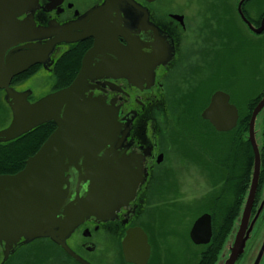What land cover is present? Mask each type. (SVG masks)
Instances as JSON below:
<instances>
[{"label":"flooded vegetation","instance_id":"1","mask_svg":"<svg viewBox=\"0 0 264 264\" xmlns=\"http://www.w3.org/2000/svg\"><path fill=\"white\" fill-rule=\"evenodd\" d=\"M9 1L0 0V42L8 37L11 10L19 24L17 40L32 38L41 47L53 44L49 63L35 64L22 74L34 69L47 71L55 92L69 86L85 63V95L101 97L112 107L113 118L121 130L116 142L118 145L119 139L122 140L119 152L137 157L135 166L144 170L147 177L134 200L121 207L114 219L102 221L91 217L83 221L66 239V247L50 238L25 244L22 237L10 246L2 241L0 264H169L167 243L152 240L151 228L145 219L152 193L163 192V188H158L163 180L159 168L168 163L166 154L172 139L168 118L172 108L176 111L174 120L181 121V125L198 117L207 128L204 131L228 136L220 139L215 149L204 148L203 153L196 151L194 156L179 160L196 167L200 181L209 186L208 192L197 193L196 201L203 204L204 212L200 215L207 213L212 217L210 242L195 244L191 240L193 246L183 251L180 264H247L257 245L260 253L264 245V108L258 113L254 128L260 158L258 183L244 224L256 157L251 144L253 161L247 182L249 127L241 128L240 135L234 134V129L217 131L209 120L202 118V112L199 116L189 112L187 104L192 92L204 85V79H211L210 75L203 77L204 71L212 70V53L218 40H222L214 28L219 12L224 21L236 23L245 34L249 32L247 39L252 43L263 46L256 48L259 59L250 66L254 90L247 95L246 102L259 95L261 99L264 97V10L256 12L250 7L255 0H16L11 8ZM26 44L30 42H20L13 48ZM67 67L75 74L64 85L67 78L60 80L59 72ZM13 80L11 86L23 91L20 87L26 80L21 83ZM173 86L180 94L182 90V94L173 91ZM218 90H211L209 102ZM0 93L5 96L4 90L0 89ZM32 97L33 94L29 100L34 102ZM238 112L240 119L239 109ZM180 136L182 140L184 134L180 132ZM75 173L71 172L72 189L77 184ZM216 184L219 193L214 190ZM234 185L235 188L231 187ZM233 195V209H237V214L226 237L220 235L222 243L215 254V249L210 250L209 246L214 237L213 215L222 216L223 207ZM232 214L230 210L227 222L231 221ZM139 229L148 237V249L138 236ZM225 229L221 227L220 232ZM241 229L245 244L232 261ZM128 231L134 234L126 245ZM146 253H149L147 258ZM263 260L264 252L258 264Z\"/></svg>","mask_w":264,"mask_h":264},{"label":"water","instance_id":"2","mask_svg":"<svg viewBox=\"0 0 264 264\" xmlns=\"http://www.w3.org/2000/svg\"><path fill=\"white\" fill-rule=\"evenodd\" d=\"M16 3L10 0V8ZM18 28L16 16L10 10L8 37L0 42V89L5 91L12 120L0 130V142L15 140L48 122H53L56 128L26 160L22 170L0 175V242L5 241L10 246L22 237L25 244L38 238H50L66 247V239L83 221L91 217L102 221L114 219L121 207L134 200L147 176L144 170L136 168L137 157L119 152L122 140L119 139L118 145L116 142L121 130L113 118L112 107L101 97L85 95V63L69 86L34 102L29 100L31 90L19 91L11 86L12 80L31 66L49 63L53 48L51 43L44 47L34 44L32 38L17 40ZM20 42L30 44L13 48ZM263 108L264 97L253 110L249 123V137L256 157L244 224L258 183L260 158L254 128ZM202 118L209 120L217 131H230L237 125L239 112L230 102V95L218 90L203 110ZM73 170L77 177L74 189ZM137 233L148 249L146 233L142 229ZM133 234L128 231L124 244H130ZM242 235L243 229L232 261L243 251L245 238ZM211 237L212 217L206 213L194 222L190 238L195 244H207ZM263 252L264 245L255 264L259 263ZM148 256L146 253L145 258Z\"/></svg>","mask_w":264,"mask_h":264},{"label":"rangeland","instance_id":"3","mask_svg":"<svg viewBox=\"0 0 264 264\" xmlns=\"http://www.w3.org/2000/svg\"><path fill=\"white\" fill-rule=\"evenodd\" d=\"M250 7L256 12H261L264 10V0H255ZM219 13L214 28L217 30L218 38L222 40H218L217 48L212 53V70L204 71L203 79L205 75L206 78L210 75L211 79H204V85L198 87V89L201 88L199 106L207 101L212 89H219L231 96L232 104L241 112L243 109L246 110L247 95L254 90L251 87L253 74H251L250 66L259 59L255 52L256 48L262 49L263 46L259 47L252 43L247 39L249 32L245 34L236 27V23L224 21L219 17ZM53 87L51 77L47 71L41 69L40 71L35 70L20 90H31L32 101H35L53 92ZM180 87L184 89L182 85ZM172 88L178 95L182 94V90L180 94L176 86ZM175 115L176 111L172 108L168 118V124L171 125L172 130L171 147L166 154L168 163L159 168L163 180L158 184V188H163V192L152 193L148 202V215L145 219V223L151 228L152 240L167 243L169 264H180L179 258L184 256L183 251L192 245L189 229L196 218L204 212L201 209L203 204L196 201L197 193L203 194L209 191V186L204 181H200L196 167L179 162V160L194 156L196 151L203 153L204 148L206 150L210 147L215 149L220 139L224 140L228 137L204 131L207 128L201 125V119L199 120L198 117L192 121L185 120L181 125V121L174 120ZM11 120L10 105L5 96L0 93V130L6 128ZM180 132L184 134L182 140L181 136L179 137ZM178 180L181 184H178ZM217 186L216 184L214 190L219 193V186ZM259 248L260 246L257 245L252 250L247 264L255 263Z\"/></svg>","mask_w":264,"mask_h":264},{"label":"trees","instance_id":"4","mask_svg":"<svg viewBox=\"0 0 264 264\" xmlns=\"http://www.w3.org/2000/svg\"><path fill=\"white\" fill-rule=\"evenodd\" d=\"M35 72V69L31 72H28L26 74H22L21 76H16V78L13 80V83H21L28 79L33 73ZM71 70L69 67L64 68V70L59 72L60 80L61 78H67L65 82H63L64 85H66L70 79L74 76V72L70 73ZM71 76L70 79H68ZM199 90V94L198 91ZM200 90L201 88H196L194 90V93L192 92L190 99L188 100V108L189 112L195 113L196 115H200L201 111L204 109V107L207 105L209 101L210 95H208L207 101L204 102L202 106H199V100H200ZM212 92V91H211ZM210 92V94H211ZM195 96L196 99L193 97ZM199 96V97H197ZM261 95L258 97L250 100L246 105V110L243 109L241 111V116L238 122V125L236 128H234V134L237 133L240 135V129L245 128V130L248 129L250 119L253 113V110L255 107L259 104L261 101ZM245 124V125H243ZM56 126L53 122H48L45 124H42L35 129L31 130L30 132L20 136L19 138L9 141V142H0V175L1 174H15L22 170L26 164V160L34 155L39 148L42 146V144L46 141V139L49 137V135L55 130ZM248 152H249V159H248V166H249V175L248 180H250L251 175V167H252V161H253V153H252V146L251 141L247 142ZM235 188L234 186H231ZM236 189L233 194H235ZM234 197V195H233ZM232 200L227 203L226 206L223 207L225 211L223 212L222 216L219 214L213 215V231H214V237L210 243L209 246L210 250L213 248L215 249V254L217 253V250L219 249V245L222 242H219L220 235L222 234L223 237H226V234L229 232L231 224L235 220V216L237 214V209H233V205L235 203V197ZM230 210L233 211V214L231 216V221L227 222L226 220H229L227 218V214L230 212ZM226 228L223 233L220 232V228ZM214 256V255H212Z\"/></svg>","mask_w":264,"mask_h":264}]
</instances>
